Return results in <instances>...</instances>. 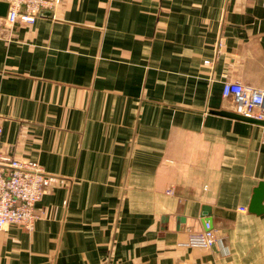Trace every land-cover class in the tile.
Here are the masks:
<instances>
[{
  "label": "crops",
  "instance_id": "crops-1",
  "mask_svg": "<svg viewBox=\"0 0 264 264\" xmlns=\"http://www.w3.org/2000/svg\"><path fill=\"white\" fill-rule=\"evenodd\" d=\"M55 2L0 16L2 152L54 178L0 264H264V125L211 112L264 88L263 1ZM206 206L221 241L186 245Z\"/></svg>",
  "mask_w": 264,
  "mask_h": 264
},
{
  "label": "built area",
  "instance_id": "built-area-1",
  "mask_svg": "<svg viewBox=\"0 0 264 264\" xmlns=\"http://www.w3.org/2000/svg\"><path fill=\"white\" fill-rule=\"evenodd\" d=\"M3 1L10 3L5 17L10 24L18 20L34 21L42 9H53L56 5L55 0ZM22 5L25 6L23 11ZM222 93L232 102L235 112L264 119V88L239 80H227L223 84ZM2 132L0 126V229L17 224L32 231L40 218L37 204L54 178L37 160L4 154ZM220 241L221 237L217 235L213 224L206 220L203 229L191 232L185 244L207 248L216 246Z\"/></svg>",
  "mask_w": 264,
  "mask_h": 264
},
{
  "label": "water",
  "instance_id": "water-1",
  "mask_svg": "<svg viewBox=\"0 0 264 264\" xmlns=\"http://www.w3.org/2000/svg\"><path fill=\"white\" fill-rule=\"evenodd\" d=\"M10 3L8 1H3L0 0V16L1 17H6L8 14V9H9ZM25 8L24 5H22L21 10L23 11ZM41 16H49L53 17V11L48 10V9H42L39 13ZM211 112L224 115V116H229L232 118L244 120V121H249L252 123L256 124H261L264 125V119H257L253 118L250 116H245L243 114L237 113L234 110H227V109H220V110H212ZM206 212H205V218L203 219L204 221L209 220L208 218L210 213V207L206 206ZM249 211L253 213H263L264 212V181H260L258 186L254 190V194L252 196L251 203L249 205Z\"/></svg>",
  "mask_w": 264,
  "mask_h": 264
}]
</instances>
